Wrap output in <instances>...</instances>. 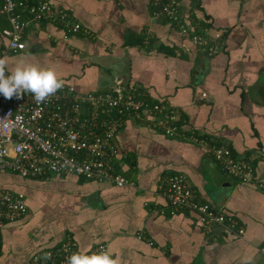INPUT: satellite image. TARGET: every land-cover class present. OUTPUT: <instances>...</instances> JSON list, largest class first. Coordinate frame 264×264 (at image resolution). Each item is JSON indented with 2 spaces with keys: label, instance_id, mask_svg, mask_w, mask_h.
<instances>
[{
  "label": "crops",
  "instance_id": "1",
  "mask_svg": "<svg viewBox=\"0 0 264 264\" xmlns=\"http://www.w3.org/2000/svg\"><path fill=\"white\" fill-rule=\"evenodd\" d=\"M44 1L56 17L68 13L81 31L58 20H30L26 48L14 51L11 23L0 12L6 71L24 60L54 68L80 93L119 88L163 104L177 114L184 135L248 162L253 181L228 175L204 144L130 118L116 139L115 169L129 181L124 186L72 173L29 184L0 173V188L23 192L28 202L27 214L0 230V264H29L35 253L69 238L89 252L105 244L120 264H264V193L256 186L264 179V0H177V22L156 16L153 0ZM193 36L209 44H195ZM213 44L218 51L211 54ZM174 174L186 176L195 202L233 215L244 234L209 229L196 211L173 206L158 185ZM28 184L37 185L32 198Z\"/></svg>",
  "mask_w": 264,
  "mask_h": 264
},
{
  "label": "built area",
  "instance_id": "2",
  "mask_svg": "<svg viewBox=\"0 0 264 264\" xmlns=\"http://www.w3.org/2000/svg\"><path fill=\"white\" fill-rule=\"evenodd\" d=\"M153 2L157 6L156 16L165 15L175 22L181 19L177 0ZM0 12L11 23L9 46L14 51L26 48L23 34L30 20L48 18L62 22L71 32L82 29L80 23L69 22L68 13L56 17L50 4L44 0L38 4H32L30 0H5ZM26 12L31 19L24 17ZM178 23L181 31L188 35L187 26L182 21ZM192 41L209 44L201 36H193ZM209 51L216 53L217 45H211ZM130 118L152 121L165 135H179L204 144L223 164L228 175L238 178L241 183L253 181L252 166L248 162L235 160L225 147H213L205 139L184 135L180 131L177 114L167 110L163 104L149 105L144 100L124 94L119 88L115 93H80L66 83L42 103H37L31 93L11 99L0 93V173L13 172L31 178H44L51 173H72L88 180L124 186L129 181L118 175L115 169L121 154L116 139ZM256 186L264 193V179L257 180ZM158 190L173 206L196 211L209 229L221 226L228 234L236 236L245 232L233 215L216 212L209 204L195 202L184 175L163 177ZM27 212L28 202L23 192L0 188V230L23 218ZM101 248L107 249L105 244H99L92 251ZM76 251L77 241L69 238L59 246L35 253L29 264H67V258ZM259 251L264 253V245ZM47 253L51 254L50 258H46Z\"/></svg>",
  "mask_w": 264,
  "mask_h": 264
},
{
  "label": "clouds",
  "instance_id": "3",
  "mask_svg": "<svg viewBox=\"0 0 264 264\" xmlns=\"http://www.w3.org/2000/svg\"><path fill=\"white\" fill-rule=\"evenodd\" d=\"M6 69L7 58H0V93L7 99L31 93L37 103H42L65 86V81L51 67L20 60L10 70ZM50 255L47 253L46 258ZM113 256V252L105 248L90 254L87 250H78L67 258V264H120L119 258Z\"/></svg>",
  "mask_w": 264,
  "mask_h": 264
},
{
  "label": "rangeland",
  "instance_id": "4",
  "mask_svg": "<svg viewBox=\"0 0 264 264\" xmlns=\"http://www.w3.org/2000/svg\"><path fill=\"white\" fill-rule=\"evenodd\" d=\"M8 173V172H7ZM12 174V175H14L15 176V178L14 179H20L23 183H27V182H29V181H31L32 183H36V182H33V181H35V179H31V177H22L21 175L19 176V174H16V173H13V172H9V174ZM37 180H40V182H42V180L41 179H37ZM31 183V184H32ZM15 184L16 185H19L18 183H16L15 182ZM29 184H30V182H29ZM29 184L26 186H24L25 187V189H27L26 191H27V193H28V197L29 198H32L33 197V193H32V190L31 189H35L36 190V188H37V185H35L34 187H32V186H29ZM30 189V190H29ZM15 190V189H14Z\"/></svg>",
  "mask_w": 264,
  "mask_h": 264
}]
</instances>
